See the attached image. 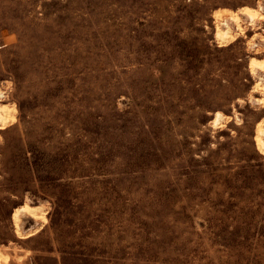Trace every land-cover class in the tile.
Here are the masks:
<instances>
[{
	"label": "rangeland",
	"instance_id": "rangeland-1",
	"mask_svg": "<svg viewBox=\"0 0 264 264\" xmlns=\"http://www.w3.org/2000/svg\"><path fill=\"white\" fill-rule=\"evenodd\" d=\"M253 58L264 0H0V264H264Z\"/></svg>",
	"mask_w": 264,
	"mask_h": 264
},
{
	"label": "bare ground",
	"instance_id": "bare-ground-1",
	"mask_svg": "<svg viewBox=\"0 0 264 264\" xmlns=\"http://www.w3.org/2000/svg\"><path fill=\"white\" fill-rule=\"evenodd\" d=\"M258 10L253 9V8H242L241 12H234V13H230L231 15V21L234 22L236 24V26L238 27V29H242L241 27V15L246 16L250 21H255L259 16H258ZM233 36V28L232 25L227 21L225 22V27L222 28L221 26L218 25L217 27V38L221 41V42H228L229 39H231ZM251 66L253 68H257L260 69L262 71H264V61L263 60H257L255 58H253L251 60ZM217 117L220 118L221 114L217 113ZM8 119H10V112L8 110V108L5 106H1L0 107V126L1 125H5L8 121ZM263 135H264V129L260 128L258 130V134L256 135V141L257 144L260 148L261 151H264V139H263ZM21 214H29L30 216H32L33 218H38L40 217L39 215H37V207L34 206H21L20 208L15 210L14 213V218L16 220H19L20 215Z\"/></svg>",
	"mask_w": 264,
	"mask_h": 264
}]
</instances>
